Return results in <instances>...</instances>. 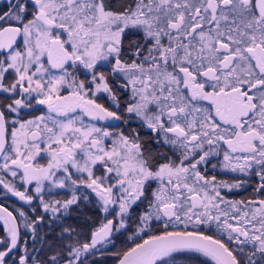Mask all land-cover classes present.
<instances>
[{
	"label": "snow or ice",
	"instance_id": "1",
	"mask_svg": "<svg viewBox=\"0 0 264 264\" xmlns=\"http://www.w3.org/2000/svg\"><path fill=\"white\" fill-rule=\"evenodd\" d=\"M126 30L143 32L144 43L132 42L136 59L131 62L121 59ZM0 50L6 56L0 59V93L18 97L0 102V171L19 176L24 185L34 184V191H21L2 176L0 185L29 204L38 200L42 211L56 219L77 204L78 185L96 194L103 213L113 205L119 209L115 228L107 219L90 242L68 246L66 264H78L84 253L110 243L149 181L158 186L138 231L151 234L123 251L119 264H176V254L183 252L210 257L214 264H264V199L226 200L221 189L242 183L217 182L198 167L219 155L222 144V167L240 173L259 168L256 191L264 192V0H134V5L121 2L115 10L111 0H16L0 13ZM109 57L115 61L111 72L122 73L127 78L122 87L132 93L126 112L142 120L159 137L157 143L178 148L177 160L154 161L135 130L126 135L84 124L83 116L122 119L94 98L103 91L119 107L107 77L95 71ZM77 66L91 74L95 91L69 71ZM10 70L15 78L6 84ZM33 101L46 106L47 115L20 117L22 110L33 108ZM9 125L18 127L9 131ZM108 137H114L111 147L104 145ZM42 154L46 165L37 161ZM97 164L103 175H95ZM70 168L87 179H72ZM61 170L65 177L56 179ZM66 181L74 186L70 199H44L45 182L51 192L68 187ZM0 220L7 232L0 237V264L21 243L25 255L19 264H29L16 216L0 206ZM43 220V215L25 220L34 240ZM154 220L164 222L159 233L151 229ZM189 225L194 229L188 230ZM201 225H215L221 238L206 234ZM63 232L71 236L73 230ZM58 255L50 257L52 264ZM32 264H38L35 258Z\"/></svg>",
	"mask_w": 264,
	"mask_h": 264
},
{
	"label": "flooded vegetation",
	"instance_id": "2",
	"mask_svg": "<svg viewBox=\"0 0 264 264\" xmlns=\"http://www.w3.org/2000/svg\"><path fill=\"white\" fill-rule=\"evenodd\" d=\"M111 2L113 3L114 6V10L116 8V6H118L121 2H126L127 4H133L134 5V0H111ZM10 3H16V0H0V13L7 11L9 9V4ZM29 11H31V6H29ZM28 19H31V16H28ZM63 38V37H62ZM133 41H137L139 43H144L143 40V32L140 30H133V31H128L126 30L125 34L122 37V57L121 59L123 60H127L128 62H131L132 60L136 59V57L134 55H132V53L135 51V48L132 46V42ZM148 46H150V41L147 45H145V48H147ZM17 47L22 48L23 47V41L21 39H18L17 41ZM2 51V50H0ZM146 54V52H145ZM0 59H6V56L0 55ZM111 61V62H109ZM109 61H99L97 64V67L95 69L96 72L99 73H112L111 69L114 67L115 65V61L109 57ZM104 62V63H103ZM140 61L137 60V63H139ZM47 66V64H46ZM81 66H77V68H69V71L73 73V75L76 76L77 79H81L84 80L86 85L91 88L93 91H95V85L94 84H90L89 81L91 80V74L89 72H85V70H78V68H80ZM56 71V70H53ZM14 73L10 72L5 74V83L6 84H10L13 80H14ZM127 78L125 77V82H126ZM124 93V101H119V107H115L113 102H106V103H100L101 101L96 100L97 103L103 104L106 108H108L110 111H116L118 112V114L122 117V119L120 120V122L118 124H109L106 123L102 120H95L91 117H87V116H83V122L84 124H94L96 126L99 127L104 125L105 128L108 129H113L114 131L116 130L118 131H122L124 132L126 135L129 134V132L131 130H135L141 137V144H142V149L143 151L147 154L148 152H151L153 154V160L158 162V163H162L164 162L163 158H172L173 160H177L179 158V156L181 155V151L178 148H175L171 145H167L163 142V140H160L159 143H157V140L159 139V137H157L154 133H152V131L150 129H148L146 127V125L144 124V122L142 120H140L138 117L135 116V114H129L126 112L125 108L126 105L131 101L132 99V93L130 88L126 89L123 92ZM62 94H67L66 92H62ZM99 95V94H98ZM96 97V96H95ZM94 97V98H95ZM100 97V96H99ZM18 98L15 95H12L11 99H15ZM90 98H93L90 94ZM11 99H9V94L7 93H0V102H4V103H10ZM202 106L207 107L208 106V102H202ZM80 111L78 110L76 114L74 115H79ZM20 117L24 118V119H32L36 116H40V115H47V109L46 106L43 105H36L35 101H33V108L31 109H24L20 112ZM9 120H11L13 117L9 116L8 117ZM12 127H18V125H9V131H11ZM9 143H10V139H9ZM205 150H207V146L205 147ZM220 154L219 155H215V156H210L207 160V162L204 165L198 166L199 170L201 171V173L203 175H205L206 177H208L209 179L213 176L216 177L217 182L220 181H224L227 182L229 184L232 183H236V182H241L242 183V187L240 188H234V189H221V196H223L226 200H232V201H249V200H259V199H264V192H257L256 189L258 187V185L260 184V179L259 177L255 174L256 172L259 171V168L254 166V169L250 172L247 173H240V172H233L231 169H226L224 167H222L223 165V151L226 150V146L224 145H220L217 149ZM213 165H215L216 167H213ZM95 175H100L101 173L104 172V169L100 166V164H97L96 167L93 169ZM14 182V181H13ZM152 183V184H151ZM151 184V187H153L154 181H149L147 183ZM26 185H24L22 182L16 184V187L21 190L24 191L25 188H27L28 193L31 194L34 191V184L33 185H27V187H25ZM156 188L158 185H155ZM148 186L145 187V197H143L142 199H140L139 201H137L135 204H133L131 206V208L129 209V212L126 214V218H125V227L122 229H119V231H113L111 237H119V238H123L127 241L126 243H128L129 245L127 246V248H125L123 251L128 250L130 247H132L135 243H138L139 241H141L142 239H139L135 242H133L131 244V237L130 233L131 230L133 228L132 226V207L134 205H147L150 203V201L152 200V193L148 192ZM70 185L68 187L65 188H56V189H52L51 192H48V189H46L45 187V194H44V199L46 201L48 200H67L70 199L72 196V191ZM3 189L0 187V203L7 206L10 210H12V212L14 213V215L16 216L17 222L20 226V230H21V238H23V236L25 235V231L23 230L22 226H21V215L20 212H25L26 215H28L27 217L31 220V219H35L37 216L40 215H36L34 216V212L32 211L33 208H35V205H39V201L38 200H34L31 204L27 203L26 201H22L19 199V197L15 196V195H6L3 194ZM60 191L59 194H57L56 192ZM63 191V192H61ZM91 193V198L89 197V194ZM56 194L57 197H53V195ZM87 197L88 199L85 200L84 196V204H88V206L93 204V210L97 212V218L99 219L101 217V215L103 216V222H106L107 219H112L114 221V228L116 227V220L118 219L117 217V213H118V208L117 206L113 205L112 208H110V212L108 214L103 213L101 206H100V202H99V198L96 196L95 193H93L91 191V189H89V192L87 193ZM141 203V204H140ZM20 205L23 206L24 210L20 207ZM144 208V209H146ZM36 209V208H35ZM28 213H27V212ZM51 217V216H50ZM0 225L2 227V230L4 232V235H7L6 232V227L4 225V222L2 220H0ZM161 228V227H158ZM200 228L202 230H204V232L206 234H210L213 235L215 238H221L220 234L216 231L215 225L212 226H208V225H201ZM194 226L193 225H189V229L188 230H193ZM169 230H174V229H169ZM179 230H183L180 229ZM31 232V230L29 231ZM161 232V231H159ZM158 232V233H159ZM146 233L151 234L149 231H147ZM145 233V235L142 237L143 239L148 238V235ZM92 235V234H91ZM91 235L89 238V241L91 240ZM224 240L227 243V237L226 234L224 236ZM20 246V244L18 245V247L16 249H18ZM0 247H2L3 250V246L0 245ZM230 248H234L235 244L234 242L229 244ZM16 249H14L13 251H15ZM122 251V253H123ZM94 252V253H93ZM93 254L92 256H95L94 258H96L95 260L98 259L99 256H101V254H105L106 252H101V247L99 246V244L97 245L96 249H93ZM122 253L117 257L118 260H116L115 264H119V259L121 258ZM208 262L209 264L214 263L210 257H208ZM67 261L60 263V264H66ZM81 263V262H78ZM95 264V263H94Z\"/></svg>",
	"mask_w": 264,
	"mask_h": 264
},
{
	"label": "trees",
	"instance_id": "3",
	"mask_svg": "<svg viewBox=\"0 0 264 264\" xmlns=\"http://www.w3.org/2000/svg\"><path fill=\"white\" fill-rule=\"evenodd\" d=\"M107 79L109 78V85L112 88L113 93L118 97L119 101H124V91L125 88L122 85L125 83V77L121 74H113L106 73ZM102 103H106V99L103 96L100 97ZM168 158H163L161 160H165ZM172 159V158H170ZM87 179V178H85ZM75 180H80V178H75ZM73 192V190H70ZM63 192V191H61ZM89 189L84 185L75 186V193L80 199L77 204L70 206L68 212L59 217V219L50 217V213H44L39 205H35L36 211L34 212V216L43 215L44 220L39 225L37 229V238L34 240L32 236V232L25 233L22 240L27 241V249L29 255V264H32V259L38 262V264H52L50 257L53 255L57 256V264L63 263L68 259V252L71 250L68 246L71 245H80L83 243H88L90 235L92 232L98 228L103 221V216L98 219L97 212L93 210V204L88 206V204H84L83 196H88L87 193ZM57 194L60 191L56 192ZM58 196V195H57ZM56 194L53 197H57ZM91 198V193L89 194ZM145 197V195L143 196ZM141 197V199L143 198ZM141 204V203H140ZM146 208V205H134L132 207V230L130 233L135 234L139 231H135L138 229L140 225V216L142 215V210ZM51 221V222H50ZM152 223V222H151ZM164 226V225H163ZM65 228H70L73 230L71 236L67 233H64L63 230ZM155 232L158 230H163V228L154 227ZM180 229H183V226H179ZM157 229V230H156ZM169 229H173V227H169ZM184 230V229H183ZM149 231V230H147ZM140 232L141 234L138 236L131 237V244L139 239H141L145 233ZM5 236L0 225V237ZM40 237H43V241H41ZM110 243L104 242L101 247V252H106L105 254H101L97 260L92 256L93 249L88 253H84L81 256V263L78 264H115L116 258L122 253V251L127 248L129 245L126 243L129 240L119 238V237H110ZM25 244L21 243L19 248L13 251L8 257H6V264H19V258L22 255H25ZM2 250V247H0ZM93 252V253H92ZM199 253L195 252H183L176 254V264H209L208 259L203 256H199Z\"/></svg>",
	"mask_w": 264,
	"mask_h": 264
},
{
	"label": "rangeland",
	"instance_id": "4",
	"mask_svg": "<svg viewBox=\"0 0 264 264\" xmlns=\"http://www.w3.org/2000/svg\"><path fill=\"white\" fill-rule=\"evenodd\" d=\"M104 63V62H103ZM78 70H85V72H88V70H86V69H83V67L81 66L80 68H78ZM105 76H106V73H103ZM125 77V76H124ZM90 79H91V77H90ZM108 80V84H109V78L107 79ZM110 86V85H109ZM99 94V95H98ZM115 94V93H114ZM95 99L96 100H100V97L101 96H103V98H105L106 99V101H108V102H112L111 101V99L109 98V95H108V93H105V92H103V91H100V92H96L95 93ZM100 96V97H99ZM100 103H102V102H100ZM89 124V123H88ZM88 124H86V125H88ZM91 124V123H90ZM79 126V125H78ZM96 126V125H95ZM96 127H98V126H96ZM99 128H101L102 130H107V131H109V132H113V133H115V132H117L116 130L114 131L113 129H108V128H105L104 127V125H102V126H100L99 125ZM114 137H108V138H104V145H105V147H111V145H112V139H113ZM42 147H43V145H41ZM43 156H44V158H40V157H38L37 158V161L40 163V164H44V165H46L47 164V162H48V158H47V156L45 155V154H42ZM79 158V157H78ZM70 171L73 173V175H72V179H74L75 180V178H80V179H85V178H87V176H86V174H82V173H78V172H76V169H74V168H70ZM104 174V172L103 173H101L100 175H103ZM0 176H2L4 179H5V181L6 182H12V183H14L15 185L16 184H18V183H21V181L19 180V176H17V177H12L11 175H10V173H8V172H5V171H0ZM65 177V173H63V171L61 170V171H58L57 173H56V179H63ZM14 181V182H13ZM66 183L67 184H69L70 185V182L69 181H66ZM152 184V183H151ZM151 184H146V186L145 187H149L148 188V192H150V193H152L155 189H156V186L155 185H158V182L157 181H154V184L155 185H153V187H151ZM48 185H49V182H45V187H46V189H48ZM0 187L4 190L3 191V194H6V195H13L11 192H9L7 189H5L2 185H0ZM25 187H27V185L25 186ZM70 187H71V189H73V187L74 186H71L70 185ZM52 189H56V188H52ZM73 194V193H72ZM148 206H149V204L147 205V208L146 209H144V210H142L141 212H142V215H143V213L146 211V210H148ZM20 207L24 210V208H23V206L22 205H20ZM118 208V207H117ZM118 211H119V209H118ZM27 212V211H26ZM25 215L24 216H21V226H22V228H23V230L26 232V233H28L29 231H30V229H28L27 227H25V220L26 219H28V220H30L27 216L28 215H26V213L25 212H23ZM28 213V212H27ZM139 223H140V221H139ZM163 225H164V222L163 221H152V223H151V228L152 229H155L154 227H161V228H163ZM160 229V228H159ZM157 230V229H156ZM135 231H138V229L137 230H135ZM145 231H147V229L145 230ZM159 231H162V230H158L156 233H158ZM141 233L140 232H138V233H135V234H131V237H133V236H138V235H140ZM199 256H203L202 254H200ZM203 257H205V256H203ZM119 258V257H118ZM118 258H116V260H118ZM206 259H209L208 257H206ZM211 264H214V263H211Z\"/></svg>",
	"mask_w": 264,
	"mask_h": 264
},
{
	"label": "water",
	"instance_id": "5",
	"mask_svg": "<svg viewBox=\"0 0 264 264\" xmlns=\"http://www.w3.org/2000/svg\"><path fill=\"white\" fill-rule=\"evenodd\" d=\"M102 121H104V122H106V123H109V124H118L119 122H120V120H118V121H113V120H102ZM0 206H3L4 208H7L8 209V211L9 212H12V210H10L7 206H5V205H3V204H1L0 203ZM13 213V212H12ZM13 215H14V213H13ZM15 216V215H14ZM18 223V222H17ZM215 238V237H214ZM145 239H147V238H145ZM142 242V240L141 241H139L138 243H141ZM134 246V245H133ZM132 246V247H133ZM18 247V246H17Z\"/></svg>",
	"mask_w": 264,
	"mask_h": 264
}]
</instances>
